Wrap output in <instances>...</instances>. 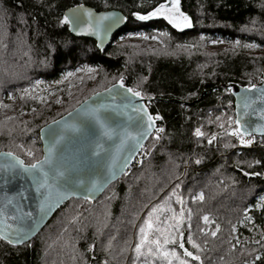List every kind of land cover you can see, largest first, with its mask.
<instances>
[{
	"label": "trees",
	"instance_id": "obj_1",
	"mask_svg": "<svg viewBox=\"0 0 264 264\" xmlns=\"http://www.w3.org/2000/svg\"><path fill=\"white\" fill-rule=\"evenodd\" d=\"M165 1L0 0V103L37 80L56 82L66 71L91 69L57 85L62 91L49 104L38 95H22L18 112L0 116V151L32 164L42 156L41 127L121 79L148 101L163 129L160 139L151 137L98 199L71 198L22 245L0 239V264H180L171 256L137 258L139 230L154 208L148 238L163 243L155 228L165 229L177 243L164 249L175 250L180 260L264 264V234L237 240L252 233L242 224L245 218L264 226V135L245 147L228 134L237 128L229 85L261 82L264 53L246 45L264 47V0H180L192 25L181 31L162 18L133 17ZM76 4L117 9L127 17L104 52L62 23L64 9ZM129 31L156 36L159 42H117ZM218 39L226 45L206 47ZM196 129L204 135L196 136ZM181 241L200 259L185 256ZM142 251L147 253V247Z\"/></svg>",
	"mask_w": 264,
	"mask_h": 264
},
{
	"label": "water",
	"instance_id": "obj_2",
	"mask_svg": "<svg viewBox=\"0 0 264 264\" xmlns=\"http://www.w3.org/2000/svg\"><path fill=\"white\" fill-rule=\"evenodd\" d=\"M73 14L76 21L67 23L69 32L75 37L93 39L100 52H104L113 42L114 34L127 22L120 10L97 11L84 4L68 6L63 11V16L71 18ZM139 15L133 17L138 19ZM115 17L120 20L113 25ZM128 88L131 87L125 84L121 87V83L110 85L41 127L42 156L37 161L49 174L44 187L38 189L32 174L35 170L23 171L31 164L12 152L0 151V234L6 237L5 241H13L9 243L13 246L28 242L68 200L94 201L126 173L156 128V120H148L149 116L154 118L148 101L142 96H133L127 92ZM229 88L234 97L235 120H240L237 128L242 135L263 136L264 100L259 97L264 90V63L261 82L254 90L246 91L250 87L237 84ZM246 98L251 101L248 108L243 106ZM9 162L16 167H3ZM57 170L64 172V176L54 180ZM17 228L27 234L23 242H16Z\"/></svg>",
	"mask_w": 264,
	"mask_h": 264
},
{
	"label": "snow or ice",
	"instance_id": "obj_3",
	"mask_svg": "<svg viewBox=\"0 0 264 264\" xmlns=\"http://www.w3.org/2000/svg\"><path fill=\"white\" fill-rule=\"evenodd\" d=\"M179 4H180V0H168V3H162L159 5V7L155 8L152 12H149L147 15H139L138 19L140 20H149L152 19L154 17H163L164 19L168 20L169 23L173 24L174 27L177 28H182V27H191V21L189 19V17L184 14L183 12L180 11L179 8ZM90 15V13H89ZM102 19H108V17H103ZM120 18L119 17H115L112 20L113 25L119 23ZM76 21V15L73 14V16L70 18L68 15H65L62 23H74ZM155 39V37H153ZM246 47H251V45H246ZM89 71H91V69H89ZM121 87H123V82L121 79ZM256 88V85H251V87L249 89H247L246 91H252ZM127 92L132 93L133 96L139 97L141 96V93L139 91H134L131 88L127 89ZM259 99L264 100V90H261V95L259 97ZM247 101V98H246ZM59 102V101H58ZM245 108H248L251 106V101H247L244 105ZM154 119H159V117H148V120L151 122ZM53 123H56L55 121ZM235 123L237 125L240 124V120L237 118L235 120ZM149 127H151V123H149L148 125ZM158 131H163V129H159ZM105 135H109L108 132H105ZM196 136H203L204 133H202L200 131V129H196L195 132ZM232 135H238L241 136V143L242 144H250L251 140H244L243 139V135L241 133V129L240 128H236L233 132ZM211 142V141H210ZM31 154V153H29ZM6 155L11 156V153H7ZM47 161H45L46 163ZM22 164V162H20ZM197 163H199V161H197ZM3 167L5 168H15L16 165L12 164V163H8L7 165H4ZM31 170H35L33 171V177L36 179L37 185H38V189L40 187H44L45 185H47L48 180H49V174L48 172H46L43 168V165L40 161H37L34 164L29 165L28 167L24 168L23 171L25 172H29ZM64 176V172L62 171H56L53 175V179L54 180H58L60 178H62ZM75 183H79V182H75ZM74 194V193H72ZM202 198V197H201ZM178 202H181L178 200ZM157 209H153L152 212H150L148 214L149 218L148 220L145 221V226H142L140 228V241L139 243L136 244L135 246V253L137 255V258L144 256L146 254H150V255H160L162 256L164 259H168V257H175L177 260L180 261V264H188V261L186 260H180L179 256L177 255L176 251H167L164 249V245H168L170 243H177L176 237H173L169 234H167V231L165 229H161L159 227L155 228V232L159 233L160 236H163V243H161V240L159 237H157L154 240H150L148 238V233L150 230H153V224H152V215L154 212H156ZM183 211V210H182ZM204 220L207 221L208 217L205 216ZM7 227H11V225H7ZM176 227H179V224L177 223ZM21 233H23V235H21ZM216 233L213 232L212 235H215ZM16 235L18 237L17 239V243L19 242H23V240L26 238V232L24 231V229L22 228H17L16 229ZM181 236L183 235L182 233L180 234ZM6 237L3 234H0V239H5ZM13 241L9 240V243H12ZM193 247H199L198 245L195 244L194 241H191ZM153 245H155V249L153 248ZM145 247H147V253H145L144 251H142V249H144ZM179 247L184 249V255L188 256V257H193V253L191 251H188L187 249L184 248V244L181 241L179 243ZM196 260H199L200 257L199 256H195L193 257ZM168 264H172L171 260H168Z\"/></svg>",
	"mask_w": 264,
	"mask_h": 264
},
{
	"label": "rangeland",
	"instance_id": "obj_4",
	"mask_svg": "<svg viewBox=\"0 0 264 264\" xmlns=\"http://www.w3.org/2000/svg\"><path fill=\"white\" fill-rule=\"evenodd\" d=\"M165 3H168V0H166ZM179 8H180V4H179ZM180 11L183 12L181 10V8H180ZM156 18L164 19L163 17H156ZM164 20L169 25H171L173 28H175L176 30L181 31V30L188 28V27L177 28V27H174L173 24L169 23L168 20H166V19H164ZM153 37H155V39ZM122 41L123 42L129 41L132 43L135 42V43L140 44V45H149V46H151V44H153L155 42H159V40L157 39L156 36L147 37L141 31H129L123 35H120L117 39V42H122ZM112 43H114V41ZM222 45H226V44L224 43V41L222 39H218V40L210 41L209 43H207L206 47L212 48V47H217V46H222ZM227 45H230V44H227ZM250 45H251V47H249V48L252 51L264 53V47H261L257 44H253V45L250 44ZM89 69L90 68H88V67H78L73 71H66L65 73H63L62 78L56 82H54V81L53 82L52 81L51 82H45L43 80H37L34 85L27 87L21 94L10 95L8 102L0 103V116H4L10 112H18L20 110V103H19L20 97L24 94L25 95L29 94L30 96L38 95L39 96L38 99L44 100L45 104H49L53 98L55 99V96L57 95V93L62 91V87L60 86L58 88V87H56L57 85L59 86V84L62 82L72 81L75 78H77V76L83 74L84 71L89 72ZM234 130L235 129L229 130L228 134L231 136V132ZM232 138H234V137H232ZM252 140L254 141V146H255L256 135L254 136V138L251 139V141ZM236 141H237V144L239 145V141L237 139H236ZM22 149L25 152V154L27 156H29L30 158H32L34 156V151L32 149L27 148V147H23ZM29 153H31V154H29ZM263 198H264V196L261 197V199H263ZM242 224H248V227L252 233L250 236L249 235L242 236L240 238V240H249L252 238H257L258 236H261L262 234H264V227L260 228L258 225L256 226L255 224H252L251 220H248V218H245Z\"/></svg>",
	"mask_w": 264,
	"mask_h": 264
},
{
	"label": "built area",
	"instance_id": "obj_5",
	"mask_svg": "<svg viewBox=\"0 0 264 264\" xmlns=\"http://www.w3.org/2000/svg\"><path fill=\"white\" fill-rule=\"evenodd\" d=\"M155 117H159V119H155L156 120V128H155V130H154V132H153V134H152V138H153V140H155V141H158L159 139H160V137H161V135L163 134V131H158L159 129H162V127H160V126H158L157 124H158V122H159V120H160V116L159 115H155L154 116V118ZM233 132V131H232ZM232 132H231V136L232 137H234V138H236L238 141H239V145L240 146H247V147H253L254 146V141L252 140L251 141V143L250 144H242L240 141H241V136H238V135H232ZM254 136L255 135H243V139L244 140H251L252 138H254ZM150 137V138H151ZM264 227V226H263ZM244 236V235H243ZM240 238L241 237H239L237 240H239V241H247V240H240ZM253 239V238H252ZM250 240V239H249Z\"/></svg>",
	"mask_w": 264,
	"mask_h": 264
}]
</instances>
